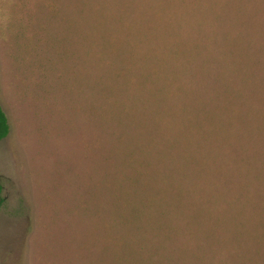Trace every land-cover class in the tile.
Instances as JSON below:
<instances>
[{"label":"rangeland","instance_id":"obj_1","mask_svg":"<svg viewBox=\"0 0 264 264\" xmlns=\"http://www.w3.org/2000/svg\"><path fill=\"white\" fill-rule=\"evenodd\" d=\"M0 264H264V0H0Z\"/></svg>","mask_w":264,"mask_h":264},{"label":"trees","instance_id":"obj_2","mask_svg":"<svg viewBox=\"0 0 264 264\" xmlns=\"http://www.w3.org/2000/svg\"><path fill=\"white\" fill-rule=\"evenodd\" d=\"M10 124L9 119L3 110L2 106L0 105V144L10 135ZM4 193V186L2 183V178L0 175V208L5 203V198L3 196Z\"/></svg>","mask_w":264,"mask_h":264}]
</instances>
